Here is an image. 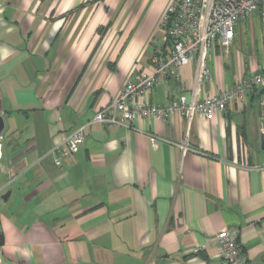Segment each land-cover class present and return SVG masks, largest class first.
Wrapping results in <instances>:
<instances>
[{
	"label": "crops",
	"instance_id": "0c3cea01",
	"mask_svg": "<svg viewBox=\"0 0 264 264\" xmlns=\"http://www.w3.org/2000/svg\"><path fill=\"white\" fill-rule=\"evenodd\" d=\"M171 1L0 0V114L5 157L19 168L0 177L12 192L3 203L15 195L0 204V264H227L215 242L224 229L238 230L246 264H264V115L250 96L212 120L90 124L151 71ZM212 55L206 91L254 74ZM194 76V64L181 68L147 103L188 93ZM86 125L84 144L57 166L53 147Z\"/></svg>",
	"mask_w": 264,
	"mask_h": 264
},
{
	"label": "built area",
	"instance_id": "2783aa9c",
	"mask_svg": "<svg viewBox=\"0 0 264 264\" xmlns=\"http://www.w3.org/2000/svg\"><path fill=\"white\" fill-rule=\"evenodd\" d=\"M256 14L264 26V0H172L160 24L164 35L158 44L153 42L151 71L133 76L114 102L99 110L90 124L129 128L137 117L166 121L174 115L183 116L189 122L196 115L212 120L217 112H225L230 105L243 109L249 95L257 88H264V68L250 76L238 77L232 87L206 91L211 83L209 58L217 47L230 49L240 23ZM190 64L195 66V76L188 93L172 98L164 106L147 103V94L159 82L177 78L180 69ZM261 106L264 107V98ZM88 125L53 147L51 154L57 166L84 144ZM150 142L152 147H157V137L150 135ZM215 242L222 261L246 264L238 230H222L215 236ZM199 252V248L194 250L196 254ZM1 258L0 247V261Z\"/></svg>",
	"mask_w": 264,
	"mask_h": 264
},
{
	"label": "rangeland",
	"instance_id": "374dc122",
	"mask_svg": "<svg viewBox=\"0 0 264 264\" xmlns=\"http://www.w3.org/2000/svg\"><path fill=\"white\" fill-rule=\"evenodd\" d=\"M215 50H217L222 55L228 65L232 64L240 75H249L253 72H259L260 67H264V26L260 21V15L256 14L247 21L240 23L236 32V38L230 49L225 50L221 47H217ZM209 59L211 65V62H213V55H210ZM262 98L258 99L257 101L253 100L255 103L251 104L252 106L254 104L259 117L264 115V107L259 104ZM250 103L251 102H249V104ZM254 129V125L251 123L248 128L250 137L254 133ZM1 144L2 158L0 160V177L3 178V182H7L9 178L14 177L12 176V173L14 175L18 173L19 168L18 166H13L5 157V150L10 144V140L5 134L2 141L0 142V147ZM7 191L8 189L0 192V204H5L7 207H9V205L12 204L13 200L15 199V195H12L9 204L3 203L2 195Z\"/></svg>",
	"mask_w": 264,
	"mask_h": 264
},
{
	"label": "water",
	"instance_id": "95a60500",
	"mask_svg": "<svg viewBox=\"0 0 264 264\" xmlns=\"http://www.w3.org/2000/svg\"><path fill=\"white\" fill-rule=\"evenodd\" d=\"M5 128H6V123H5V118L2 114H0V142L2 141L3 139V133L5 131ZM261 147L262 149L264 150V133L261 135ZM11 191H7L3 196H2V200L4 202H7L11 196ZM4 244V238H3V235L1 234V231H0V247L3 246Z\"/></svg>",
	"mask_w": 264,
	"mask_h": 264
},
{
	"label": "trees",
	"instance_id": "16d2710c",
	"mask_svg": "<svg viewBox=\"0 0 264 264\" xmlns=\"http://www.w3.org/2000/svg\"><path fill=\"white\" fill-rule=\"evenodd\" d=\"M249 96H250L249 102H251V104L255 103L253 100L257 101L258 99H261L262 97H264V88L255 89ZM262 100H263V98H262ZM261 101L259 102L260 105H261Z\"/></svg>",
	"mask_w": 264,
	"mask_h": 264
}]
</instances>
